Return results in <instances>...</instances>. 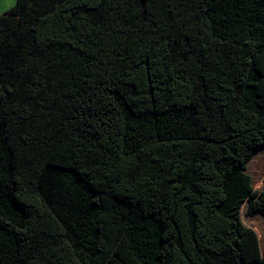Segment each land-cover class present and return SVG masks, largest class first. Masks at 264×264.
Returning <instances> with one entry per match:
<instances>
[{"label": "trees", "instance_id": "trees-1", "mask_svg": "<svg viewBox=\"0 0 264 264\" xmlns=\"http://www.w3.org/2000/svg\"><path fill=\"white\" fill-rule=\"evenodd\" d=\"M264 0H17L0 14V264H264Z\"/></svg>", "mask_w": 264, "mask_h": 264}, {"label": "rangeland", "instance_id": "rangeland-1", "mask_svg": "<svg viewBox=\"0 0 264 264\" xmlns=\"http://www.w3.org/2000/svg\"><path fill=\"white\" fill-rule=\"evenodd\" d=\"M17 0H0V14L10 10ZM251 176L255 177V182L262 181L264 183V150L260 151L253 159L250 165Z\"/></svg>", "mask_w": 264, "mask_h": 264}]
</instances>
